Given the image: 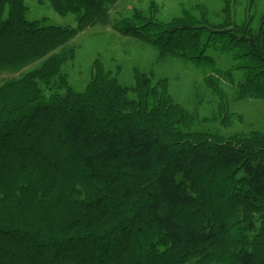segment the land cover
I'll return each mask as SVG.
<instances>
[{"label":"trees","instance_id":"16d2710c","mask_svg":"<svg viewBox=\"0 0 264 264\" xmlns=\"http://www.w3.org/2000/svg\"><path fill=\"white\" fill-rule=\"evenodd\" d=\"M27 1L0 0V264H264V134L202 125L229 127L222 78L241 73L237 98L264 101V19L113 28L213 69L219 116L200 120L155 73L126 87L98 59L83 89L71 84V43L107 26L113 1L46 0L76 28L30 19Z\"/></svg>","mask_w":264,"mask_h":264},{"label":"rangeland","instance_id":"374dc122","mask_svg":"<svg viewBox=\"0 0 264 264\" xmlns=\"http://www.w3.org/2000/svg\"><path fill=\"white\" fill-rule=\"evenodd\" d=\"M111 1L113 3L106 6L108 25L82 31L71 43L75 48L76 58L67 70L74 88L80 90L87 85L91 68L99 59L126 87L134 85V74L138 71L155 73L156 77L169 80L170 92L176 101L188 111L197 113L200 120L219 116V106L204 85L207 75L217 76L211 73V67H196L177 58L161 59L152 46L142 44L135 38H125L113 28H120L129 22L131 26L137 27L145 21L164 27L171 24H192L196 29L225 33L232 29L226 25H241L250 19L254 25H259L264 19V0ZM27 6L30 19L47 18L51 25L77 27L76 15L57 14L46 0H28ZM220 44L221 42H218L216 46L213 45L209 54L216 62V69L226 72L233 67L234 62L230 55L223 53ZM241 77V73H236L234 82L220 78L227 99L224 113L232 116L229 127L224 129L220 126V121L205 123L203 126L220 129L222 136L252 130H259L264 134V101L237 98V85ZM224 113L221 114V119L225 118ZM206 127L204 129H208Z\"/></svg>","mask_w":264,"mask_h":264}]
</instances>
